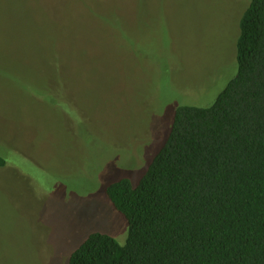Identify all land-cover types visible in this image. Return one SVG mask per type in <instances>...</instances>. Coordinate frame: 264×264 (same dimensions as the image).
<instances>
[{
  "label": "rangeland",
  "instance_id": "rangeland-1",
  "mask_svg": "<svg viewBox=\"0 0 264 264\" xmlns=\"http://www.w3.org/2000/svg\"><path fill=\"white\" fill-rule=\"evenodd\" d=\"M249 2L0 0V264L126 243L106 187L139 181L178 105L214 103Z\"/></svg>",
  "mask_w": 264,
  "mask_h": 264
},
{
  "label": "trees",
  "instance_id": "trees-1",
  "mask_svg": "<svg viewBox=\"0 0 264 264\" xmlns=\"http://www.w3.org/2000/svg\"><path fill=\"white\" fill-rule=\"evenodd\" d=\"M239 25L237 72L214 103L178 105L139 181L106 187L126 243L91 232L69 264H264V0Z\"/></svg>",
  "mask_w": 264,
  "mask_h": 264
}]
</instances>
